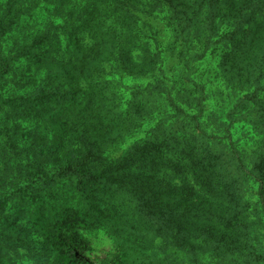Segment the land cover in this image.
Instances as JSON below:
<instances>
[{"label": "trees", "instance_id": "obj_1", "mask_svg": "<svg viewBox=\"0 0 264 264\" xmlns=\"http://www.w3.org/2000/svg\"><path fill=\"white\" fill-rule=\"evenodd\" d=\"M249 142L262 199L264 0H0V264H86L100 229V264H264Z\"/></svg>", "mask_w": 264, "mask_h": 264}, {"label": "rangeland", "instance_id": "obj_2", "mask_svg": "<svg viewBox=\"0 0 264 264\" xmlns=\"http://www.w3.org/2000/svg\"><path fill=\"white\" fill-rule=\"evenodd\" d=\"M164 34H168V29H165ZM165 36V35H164ZM216 47H218L217 45H215ZM216 51L217 49L214 48V46L210 47L207 51H205V53L210 54L209 55V59L212 60V58H216ZM166 52V63L168 64L169 61H172L177 58L176 57V52H174L173 48L169 47L165 50ZM213 54V56L211 55ZM209 66H212V63H210ZM214 66V64H213ZM18 73V76H16L15 80L19 77V75L21 74V70H17L16 71ZM202 72H200L199 74H201ZM125 78L130 82V83H145L149 80L150 76L148 77H141V76H136V75H132L129 72H126L125 74ZM208 76H210L208 74ZM17 87V84H14L11 80L6 84V87ZM215 86L216 83L212 84V88H214L215 90ZM10 91V89H9ZM10 93V92H7ZM225 97V95H220L219 93L215 94V104L213 106L214 110H217L219 105L216 104V102L219 101L220 99V104L222 102V98ZM228 138V136H227ZM229 140V139H228ZM244 147L240 148L239 152H240V157L242 158V161L237 160L236 158H234L233 160H231L230 163V167L233 169V171L235 172L237 178L240 180V191L243 194V196L245 197V200L248 204L249 207V213H250V218L254 221V229H255V233L257 234L258 237L261 239V243L264 246V212H263V203L264 202V198L260 199V192L258 191V183H254L255 182V176H257V173L255 174V172L253 173H247V171H252V168L255 166V161H256V154L258 152H256V147L254 145H252L250 142L249 143H244L243 144ZM236 153V152H235ZM232 158V157H229ZM247 173V174H246ZM255 175V176H254ZM133 220H140L137 217H135ZM125 231L128 232L129 234L134 235L133 231L129 230L127 227L125 228ZM109 239L112 241V243L105 245L103 247H97L95 246V248L92 249V251H94V253L91 254V256H88L85 258V262L86 264H100L103 263V259H109L112 257V253L115 251L116 249V245L118 242H120L123 238L122 235H120L119 233H117L116 231H114V233L111 232L110 235H108ZM73 239H76V237H74ZM77 244V243H76ZM17 251V252H16ZM13 253V257L12 259L16 262V264H28V262L26 261L25 258L21 257V255L24 254L22 247H17L15 250L11 251ZM190 256L186 257L185 262H183V264H191L192 263V259H188ZM207 259V258H204ZM210 259V258H209ZM146 263H148V260L145 261ZM195 264H206L203 263V260L200 258L198 262H196Z\"/></svg>", "mask_w": 264, "mask_h": 264}, {"label": "clouds", "instance_id": "obj_3", "mask_svg": "<svg viewBox=\"0 0 264 264\" xmlns=\"http://www.w3.org/2000/svg\"><path fill=\"white\" fill-rule=\"evenodd\" d=\"M84 238L90 241L94 246L103 247L112 243L105 230L100 229L97 231L85 232Z\"/></svg>", "mask_w": 264, "mask_h": 264}]
</instances>
